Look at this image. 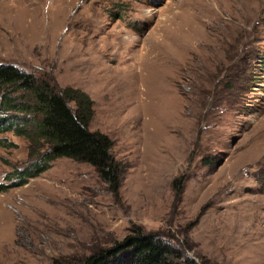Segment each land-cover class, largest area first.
Here are the masks:
<instances>
[{"label": "rangeland", "instance_id": "1", "mask_svg": "<svg viewBox=\"0 0 264 264\" xmlns=\"http://www.w3.org/2000/svg\"><path fill=\"white\" fill-rule=\"evenodd\" d=\"M0 62L85 91L123 166L117 191L67 156L10 185L36 156L1 131L0 264L77 262L133 226L195 264H264V0H0Z\"/></svg>", "mask_w": 264, "mask_h": 264}, {"label": "trees", "instance_id": "2", "mask_svg": "<svg viewBox=\"0 0 264 264\" xmlns=\"http://www.w3.org/2000/svg\"><path fill=\"white\" fill-rule=\"evenodd\" d=\"M92 103L80 88L57 87L14 63L0 62V132L12 130L24 135L29 141V155L36 156L24 168L14 170L10 177L18 179L11 180L10 185L25 183L48 168L53 158L67 156L91 163L108 186L117 191L123 166L110 150L111 138L89 127ZM0 143L13 144L4 138H0ZM202 160L206 161L205 157ZM6 185L0 182V189ZM67 264H195V261L177 246L158 238L155 232L133 226L131 232L109 246Z\"/></svg>", "mask_w": 264, "mask_h": 264}]
</instances>
